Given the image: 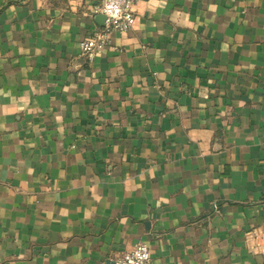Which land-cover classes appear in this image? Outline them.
I'll return each instance as SVG.
<instances>
[{
  "label": "crops",
  "instance_id": "1",
  "mask_svg": "<svg viewBox=\"0 0 264 264\" xmlns=\"http://www.w3.org/2000/svg\"><path fill=\"white\" fill-rule=\"evenodd\" d=\"M0 0V264H264V0Z\"/></svg>",
  "mask_w": 264,
  "mask_h": 264
},
{
  "label": "built area",
  "instance_id": "2",
  "mask_svg": "<svg viewBox=\"0 0 264 264\" xmlns=\"http://www.w3.org/2000/svg\"><path fill=\"white\" fill-rule=\"evenodd\" d=\"M137 0H102L93 9V15L104 14L105 23L91 31L80 42V54L92 60L97 54L105 52L112 46V37L115 32L124 33L133 28L137 21L135 5ZM152 259L151 246L143 240L136 243L113 264H149Z\"/></svg>",
  "mask_w": 264,
  "mask_h": 264
},
{
  "label": "water",
  "instance_id": "3",
  "mask_svg": "<svg viewBox=\"0 0 264 264\" xmlns=\"http://www.w3.org/2000/svg\"><path fill=\"white\" fill-rule=\"evenodd\" d=\"M96 18L98 22L101 24V26L104 25L106 19V16L104 14L100 13L96 16Z\"/></svg>",
  "mask_w": 264,
  "mask_h": 264
}]
</instances>
